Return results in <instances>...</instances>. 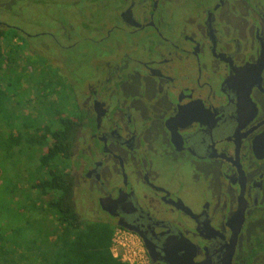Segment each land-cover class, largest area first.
<instances>
[{"label":"flooded vegetation","instance_id":"flooded-vegetation-1","mask_svg":"<svg viewBox=\"0 0 264 264\" xmlns=\"http://www.w3.org/2000/svg\"><path fill=\"white\" fill-rule=\"evenodd\" d=\"M79 2L103 18L38 35L108 48L71 115L68 171L93 219L134 236L148 264H264V0ZM154 157L183 169L177 188Z\"/></svg>","mask_w":264,"mask_h":264},{"label":"rangeland","instance_id":"rangeland-1","mask_svg":"<svg viewBox=\"0 0 264 264\" xmlns=\"http://www.w3.org/2000/svg\"><path fill=\"white\" fill-rule=\"evenodd\" d=\"M72 1L79 6L72 7ZM79 1L0 0V22L19 25L30 34L28 41L23 34V40L12 37L1 41V47L11 56L8 68L0 69L4 74L0 77V264H45L40 259L51 247L58 246L57 218L44 211L43 198L32 189L42 172L37 157L44 147L43 127L50 119L73 114L76 88L86 77L97 73V59L108 48L106 44H78L74 49L63 50L38 33L50 31L58 35L57 26L61 23L78 36L80 31L85 33L81 26L86 19L103 18L104 10H94ZM8 33L13 31L9 29ZM119 39L123 40V36ZM73 42L74 38L62 40L64 45ZM49 104L55 108L54 114ZM29 125L32 128L28 130ZM29 138L34 140L30 145ZM166 159L154 157L153 165L163 183L177 188L173 173L177 169L182 176L183 169L175 166L170 157ZM71 164L68 160L62 165L68 171ZM82 189H74L77 212L83 220L95 221L88 209L89 194L84 196ZM181 194L189 198L185 189Z\"/></svg>","mask_w":264,"mask_h":264},{"label":"trees","instance_id":"trees-1","mask_svg":"<svg viewBox=\"0 0 264 264\" xmlns=\"http://www.w3.org/2000/svg\"><path fill=\"white\" fill-rule=\"evenodd\" d=\"M12 30V29H11ZM0 26V69L8 68L10 52L1 47V41L23 37L14 30ZM4 75L0 73V77ZM51 114L55 108L48 105ZM76 115L72 118L56 117L43 127L42 152L37 157L42 169L32 189L43 198L44 211L52 212L58 221L57 248L51 247L40 259L45 264H128L114 258L110 252L113 226L103 221H85L77 212L74 201V178L63 163L70 159L75 135ZM79 121V119H78ZM57 124V125H56ZM59 125V127H58ZM32 128L29 125L26 129ZM40 141V140H39ZM34 140L29 138L28 145Z\"/></svg>","mask_w":264,"mask_h":264},{"label":"built area","instance_id":"built-area-1","mask_svg":"<svg viewBox=\"0 0 264 264\" xmlns=\"http://www.w3.org/2000/svg\"><path fill=\"white\" fill-rule=\"evenodd\" d=\"M110 252L114 258L128 264H148V258L141 243L120 228L113 230Z\"/></svg>","mask_w":264,"mask_h":264},{"label":"water","instance_id":"water-1","mask_svg":"<svg viewBox=\"0 0 264 264\" xmlns=\"http://www.w3.org/2000/svg\"><path fill=\"white\" fill-rule=\"evenodd\" d=\"M115 179H113V181H114Z\"/></svg>","mask_w":264,"mask_h":264}]
</instances>
